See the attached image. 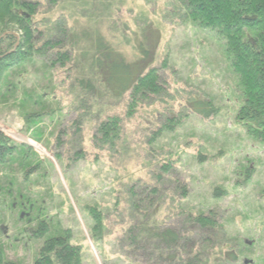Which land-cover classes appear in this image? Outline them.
<instances>
[{
  "label": "rangeland",
  "instance_id": "374dc122",
  "mask_svg": "<svg viewBox=\"0 0 264 264\" xmlns=\"http://www.w3.org/2000/svg\"><path fill=\"white\" fill-rule=\"evenodd\" d=\"M47 1L38 14L48 28L101 31L132 67L158 69L166 89L136 105L127 94L82 107L72 75L52 67L49 54L5 73L0 132L16 149L0 164L3 261L34 264L45 240L67 236L82 264H168L128 239L156 223L209 264H264V140L239 121V79L220 36L187 18L177 0H100L109 6L104 17L102 8ZM113 117L120 138L112 133L102 147L98 130ZM169 121L174 129L157 135ZM21 212L44 220L48 233L32 238ZM199 215L212 217L215 229L194 224Z\"/></svg>",
  "mask_w": 264,
  "mask_h": 264
},
{
  "label": "trees",
  "instance_id": "16d2710c",
  "mask_svg": "<svg viewBox=\"0 0 264 264\" xmlns=\"http://www.w3.org/2000/svg\"><path fill=\"white\" fill-rule=\"evenodd\" d=\"M88 1L90 3L73 0L77 8L88 7L89 13H95L100 8L103 17L109 13V6H105L100 0ZM177 1L187 18L198 26L213 31L222 39L226 58L238 76L239 91L242 93L243 105L238 114L239 121L249 133L259 135L264 140V0ZM47 2L49 3L47 0H0V20H7L3 27L0 26V32L10 31L9 25L14 29L13 33L6 36L2 37L0 34V86L5 73L26 61L49 54L55 58L52 67L59 65L65 74L69 72L72 75L71 89L80 97L82 107H86L90 99L111 96L121 99L127 94H130L131 102L136 105L165 91L158 69H149L150 64L142 68L140 65L143 61L132 67L109 44L101 31L89 28L81 30L79 34L74 33L73 28L71 34L66 24L48 28L44 23L45 18L38 14L47 6ZM54 28L59 31L55 32ZM140 50H137L139 55ZM121 123L119 118L113 117L100 125L97 137L102 147L112 143L114 137L119 140ZM174 124L175 122L169 121L157 135L163 131H172ZM112 133H115L114 137H111ZM11 143L0 132V164H5L14 153L16 148ZM169 167H163V170L166 172ZM185 192L182 196H186ZM191 220L202 229H215L216 226L212 217L204 215ZM96 223L95 231H100L99 216ZM48 230L49 227L43 225L38 237H44ZM128 239L135 251H145L148 257L168 264H209L201 249L194 253L183 252L179 245L182 236L171 229L160 228L156 223L135 227L129 232ZM1 251L0 264H7L3 261ZM34 264H82L81 249L71 244L67 236L52 237L45 240Z\"/></svg>",
  "mask_w": 264,
  "mask_h": 264
},
{
  "label": "flooded vegetation",
  "instance_id": "af4514ba",
  "mask_svg": "<svg viewBox=\"0 0 264 264\" xmlns=\"http://www.w3.org/2000/svg\"><path fill=\"white\" fill-rule=\"evenodd\" d=\"M17 207V206H16ZM22 207V205H21ZM18 208V207H17ZM32 209V208H31ZM32 211V210H31ZM27 215V216H26ZM21 220L23 218H28V221L30 222L28 228H27V232L30 233L29 235L32 236V238L34 239H40L38 237V234H40V230L42 228V226H48L47 223L44 220H38L36 217L32 218V213L28 212V213H22L19 217Z\"/></svg>",
  "mask_w": 264,
  "mask_h": 264
}]
</instances>
